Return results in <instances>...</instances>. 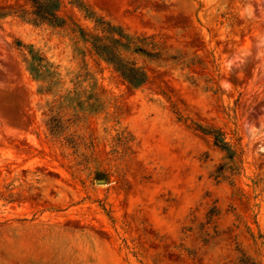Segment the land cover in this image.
<instances>
[{
  "label": "rangeland",
  "instance_id": "1",
  "mask_svg": "<svg viewBox=\"0 0 264 264\" xmlns=\"http://www.w3.org/2000/svg\"><path fill=\"white\" fill-rule=\"evenodd\" d=\"M23 1L0 0V264H264V0H82L161 53L137 87Z\"/></svg>",
  "mask_w": 264,
  "mask_h": 264
},
{
  "label": "trees",
  "instance_id": "2",
  "mask_svg": "<svg viewBox=\"0 0 264 264\" xmlns=\"http://www.w3.org/2000/svg\"><path fill=\"white\" fill-rule=\"evenodd\" d=\"M19 10L22 16L35 23H48L67 28L77 27L78 40H81L85 48L82 50L83 53L87 52L110 63L121 79L132 87L142 85L148 77L146 70L137 63L133 54L143 53L150 59H156L161 54L158 50H149L142 46L140 42L147 36L132 35L121 25L93 15L89 6L82 0H24ZM75 11L83 13L85 17H95L94 25L91 27L81 25L78 17L75 16ZM36 58L40 59L39 56ZM47 123L52 132H57L61 126L60 120L52 117ZM195 128L210 135L219 147L235 152L225 140L224 132L220 128L201 124H197ZM247 260L246 257L241 258L240 264H253Z\"/></svg>",
  "mask_w": 264,
  "mask_h": 264
}]
</instances>
